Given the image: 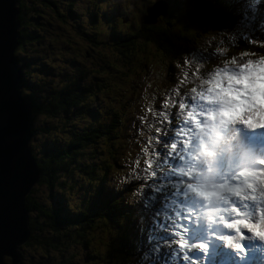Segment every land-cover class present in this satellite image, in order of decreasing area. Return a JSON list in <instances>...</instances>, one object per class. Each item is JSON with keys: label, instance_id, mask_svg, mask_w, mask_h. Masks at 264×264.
I'll return each instance as SVG.
<instances>
[{"label": "rangeland", "instance_id": "obj_1", "mask_svg": "<svg viewBox=\"0 0 264 264\" xmlns=\"http://www.w3.org/2000/svg\"><path fill=\"white\" fill-rule=\"evenodd\" d=\"M24 1L28 5L25 8L26 13L29 14L32 21L36 24L34 25L36 34L42 36V39L28 45L26 49L27 54L22 53L19 56L29 59L34 64L31 72L33 80L49 86L59 80L72 76L77 68L84 70L93 67L100 68V65H103L101 63L106 59L111 65H114V67H109L108 73L104 66L103 70L100 68V73L96 72L86 75L81 81V86H93L95 88V84L102 80L107 84L108 89L107 91H105V89L102 91L96 90L85 104L89 106L90 113L96 110L106 111L115 109L117 103L123 104L125 108L123 110L120 108L119 111V118L122 123H133L135 115L144 113V111L141 110L143 109L144 103H149L146 98L149 94L148 88L151 86V89L155 91L161 90L164 87L163 81L168 77V75L165 74L166 70L163 67H158L157 62L153 63L150 59L160 55L155 46L145 52L150 58L144 54V50L149 48L148 46L153 45L150 37L157 38V41L160 42L162 46L167 47V49H171L172 46H174L175 49V46L180 44V46H187L192 50L197 47L199 38L197 31L202 29V23H205L201 21V27L196 13H188V16L191 17L194 22L182 28L178 33L172 28L171 32H169L172 41H169L168 39H162L163 34L160 32L168 33L165 29L157 27V30L160 32L145 30L142 34L140 32L135 33L134 29H127L129 26H125V24L122 25L121 17L117 15L109 18L110 26H108V23H102L108 15L111 16L112 12L121 13L122 9L130 10L129 14L120 15L129 17L127 21L129 25L134 23L133 20L137 12L142 9L146 0H52L55 9L47 8L43 0ZM70 1L74 2V10L72 9ZM183 1L186 2L187 7L192 8L193 0H182V2ZM235 1L236 0H216L214 7L216 6L217 14L221 15L222 12L219 9V3L224 2L225 4H231ZM244 1V6H248L249 0ZM107 5L108 7L117 5V7L113 11H109L111 8H107ZM253 6H258V0L251 3V7ZM181 8V5H179L176 10L172 8V11L176 13L173 19H177L178 17L180 19ZM243 11L245 12L246 9ZM70 12H72V15H70ZM182 12L185 14L184 10ZM244 12L241 13V15H243ZM93 14L96 15L95 19L93 18ZM140 14L141 11L137 16ZM188 20L189 19H187V21ZM260 20L261 23L264 24V9L260 12ZM229 21H233L235 25L233 27L230 26L228 30L225 31L217 30L215 33H210L209 31L202 41V46H213L222 50L223 54L227 53L231 42L236 40V36L232 33L233 29L244 27V25L237 24L239 19L236 18V16H230L228 11H226L223 18L225 28L229 25ZM29 23L28 20V24ZM135 23L138 24L137 19H135ZM208 23L210 24L209 29L213 30L215 23L214 19ZM177 29H180V27L177 26ZM186 32H193V34L189 35L186 40L178 38L176 41L175 36H181ZM261 35L264 38V30L261 32ZM96 41H99V43L96 44ZM116 41L120 42V44L112 45ZM196 41L197 43H195ZM145 42H147L148 46ZM137 44H144V49L140 50ZM17 50L18 46L15 52ZM87 51L92 52L93 57H86L85 52ZM211 51L212 49L210 48L207 53L211 54ZM20 52L16 53V56ZM250 58L251 55H244L237 59L246 61ZM142 62H148V64L144 66ZM232 66L233 65H228L227 67ZM238 66L239 65H237V70ZM179 70H181V61L178 60L173 63L171 71H169V73L172 74V78ZM121 71H123L122 74H120ZM138 71H140V73H138ZM28 91L33 96L37 97L39 101L51 99L50 96L43 93L35 94L30 89L26 90L23 94L25 98L31 95L27 93ZM32 117V123H34V125L40 119L47 120V123L41 124L47 125L46 131L49 132V142L54 147L58 146L67 133L64 129V125L69 123V121L67 119L63 120V117L59 118L58 115L53 118H45L41 115L33 116L32 114ZM33 140H31V143H34V145H41L42 138H36V141L35 138H33ZM121 148L122 142L119 141L118 147H115V150L120 151ZM43 151L44 149L39 151L38 154L42 155ZM101 156L105 157L102 154ZM73 167L81 166L74 162ZM121 169L123 168H121L120 165L111 168L114 184L120 180L117 174ZM66 178L67 173H60L58 180L65 181ZM84 179V173L76 172L70 176L68 183L64 185L60 191H57L55 187L53 190H48L45 189V186L42 184H35L33 186V192L41 199L47 197L45 202L47 203L48 201L49 207L53 208L57 202H60L59 195L62 196L64 200H81L83 198V193L86 191ZM45 193H47L46 197ZM61 202L64 203L63 200H61ZM41 222L44 223L46 220L41 218L39 223ZM44 232L43 236L46 239H51L52 234L47 228H45ZM133 232L137 234L138 229L133 228ZM41 234L42 233L38 231V233H35V236H41ZM137 239L140 240V236H137ZM36 244L37 241L34 240H32L31 246L26 242L21 247L22 250L20 249L21 256L16 264L37 263L38 260L35 257L39 256L42 258L45 254L44 251L34 249V245ZM88 251L92 252L90 241ZM110 252L111 249L109 246L99 243L93 249V255L88 257V260H85L82 251L77 250L74 264H105L104 262L108 259ZM6 261L10 263L8 257H6Z\"/></svg>", "mask_w": 264, "mask_h": 264}, {"label": "trees", "instance_id": "obj_2", "mask_svg": "<svg viewBox=\"0 0 264 264\" xmlns=\"http://www.w3.org/2000/svg\"><path fill=\"white\" fill-rule=\"evenodd\" d=\"M70 3L73 9V2ZM44 5L51 9L48 0L44 1ZM27 6L24 0H19L18 19L20 29L18 50L14 55L21 52L15 57L16 61L22 53L27 54L26 49L29 44L42 39V36L37 35L35 32L34 25L36 24L25 11ZM184 12L186 13L185 10ZM70 15H72V12H70ZM19 58L21 59V65H19L24 70L22 93L24 94L26 90L30 89L35 94L43 93L51 95L50 100L39 101L37 97L33 96L29 91L27 92L31 94L28 101L33 116L41 115L45 118H53L58 115L59 118L63 117V120L67 119L69 121V123L64 125V129L73 133V137L65 145H63V142H60L58 146L54 147L49 142L48 132L46 131L47 125L40 124L47 123V120L41 119L37 121L39 123L37 126L33 125V129L31 130L33 134L32 140L33 138H35V141L36 138H42L40 146L34 145L30 141V148L36 159L40 174L37 184H42L48 190H53L55 187L57 191H60L67 184V180L72 174L82 172L85 174L86 189L92 188L95 191V197L87 196L86 200L83 201L86 209L82 210L74 218H67L66 213L71 209V205L66 204L62 196L59 195L60 202H57L53 208H50L48 201L47 203L45 202L47 200V193H45L46 198L41 199L32 190L26 196L24 202L25 209L30 214L29 227L31 235L27 242L31 246L32 240L37 241L34 249L44 251V253L58 249L60 255L64 256L65 246L63 245L66 242L67 231L61 225L71 223L78 228V233H80V230L86 227V221L90 218L89 211L92 209L93 218L88 229L95 231V233L92 232V236L89 238H86V235L76 237L78 240L76 244L81 243L84 256L88 258L93 255V250L92 252L88 251L89 241H102L111 249L110 255L104 263L124 264L129 256L128 248L133 243V237L124 220L126 213H128V209H126L128 202L127 200L123 202V199L128 193L126 192L125 195L123 191H113V183L110 182L108 174L109 167L113 164L110 145L112 139L115 137V130L124 127V123L120 121V118L115 121L114 116H112V121L115 122L109 123L94 119L89 120L88 118L84 119L89 113L88 107L82 105L84 94L77 93L75 89L70 92L74 76L70 80V85L69 83H65L66 81H61L57 85L52 84L46 87L41 82H37L31 78L34 64L27 58ZM17 63L19 62L17 61ZM79 78H81V75H79ZM77 105L80 106L79 110H74L76 109L74 106ZM85 122L92 123L90 129H86L83 124ZM125 124L130 126V123ZM85 146L90 147L91 162L81 167H73L74 155ZM43 149L42 155L37 156V152ZM101 154L105 157H102ZM60 173H67L65 181L58 180ZM126 188L129 189L130 186L126 185ZM79 205L81 206V203ZM41 218H44L46 222L39 223ZM45 228L51 232V239H46L43 236ZM38 231L42 233L41 236H35V233H38Z\"/></svg>", "mask_w": 264, "mask_h": 264}, {"label": "water", "instance_id": "obj_3", "mask_svg": "<svg viewBox=\"0 0 264 264\" xmlns=\"http://www.w3.org/2000/svg\"><path fill=\"white\" fill-rule=\"evenodd\" d=\"M17 4L0 0V264H16L30 238L24 202L40 179L30 148L32 111L14 55L20 29Z\"/></svg>", "mask_w": 264, "mask_h": 264}, {"label": "clouds", "instance_id": "obj_4", "mask_svg": "<svg viewBox=\"0 0 264 264\" xmlns=\"http://www.w3.org/2000/svg\"><path fill=\"white\" fill-rule=\"evenodd\" d=\"M37 124L39 123H36L35 126H37ZM32 125H34V123H32ZM47 135H49V132ZM201 156L205 157L206 161L212 162V166L199 171L194 178L193 185L189 186L192 195L196 197L197 200L196 209L198 210L199 219L209 227L216 225L227 229H233L237 225L244 224V221L242 220L229 223L228 217L235 211L230 198L232 196H241L245 188L231 185L226 180L220 178L219 170L215 166L214 152L210 151L206 156L201 152ZM260 161H264V156L255 152L246 153L243 161L239 164L238 174L241 177H244L243 183L246 187L252 186V184L248 183L249 180H252L253 183L258 180V177L254 175L253 170L256 169ZM259 187L264 188V179L259 180ZM245 226L264 228V220L259 221L256 225L245 224Z\"/></svg>", "mask_w": 264, "mask_h": 264}, {"label": "snow or ice", "instance_id": "obj_5", "mask_svg": "<svg viewBox=\"0 0 264 264\" xmlns=\"http://www.w3.org/2000/svg\"><path fill=\"white\" fill-rule=\"evenodd\" d=\"M253 43H256V42H253ZM219 55H220L219 53H216V54H214V53L207 54L206 53V55H204L201 58H197L195 55H192L191 57H192L193 60H198L200 63H209L212 60L217 59L219 57ZM243 55H247V53H245ZM262 57H264V55H261L260 58H262ZM231 60H233L236 64L241 65V67L245 66L246 63L249 60L255 61L254 59H247L246 61L241 62L236 57L231 58ZM215 67H217V66H215ZM220 67H222V66H220ZM230 70L235 71V69H230ZM189 75H191V73H189ZM178 83L182 84L183 83V80L180 81V82H178ZM177 92H179V89H177ZM183 97L187 101V103H188L189 100L192 101V99L190 97L185 96V94H184ZM180 102H181V99L178 100V101H172L171 102V106L177 107L178 108V111H179ZM249 104L252 105V104H254V102L249 101ZM169 108H170V102L165 101L161 105V108L160 109H156L154 111L152 109L149 110L150 113H155V115L157 116V119L156 120H153V121H151L149 123V127H151L152 124H155L158 121L161 123V127H157L155 129V134L150 135L149 139L144 142L148 146L147 147H144L143 150H142L144 154H146V153L148 154V153L151 152V153H154L155 156L157 157L156 159H147V160L144 161V164L146 165V167H144V169H146L147 171L148 170H151L150 173H152V174H154L153 169H154V166H155V162L158 161L159 158H160V153L157 151V149L162 144L163 138L166 137L168 130L171 128L172 118L168 114V113L171 112V111H168ZM253 111H261V109L259 108V106H255L254 108L253 107H250V108L246 109V112H244V113H240L239 114V118H240V124H239V126H242V129L244 131H249V130H253V131L254 130H264V123H262L260 121V118L259 117H256L254 121H250V120L247 119V113L248 112H253ZM165 116H167V119H164ZM160 118H162V120ZM140 120H141L142 124L143 123H148V117H146V116L145 117H140ZM164 124H167L168 127L167 128L163 127ZM145 130L146 129H144L143 127H140L138 129V135H140L141 133H143ZM240 130H241V128H240ZM177 147H178V145H177ZM140 165H141V160L138 158V159L135 160V162H134L133 165H126V167L134 168L135 169L134 171H139L141 169ZM258 165H260L261 167H260V169L258 171L257 170H253L254 175L256 177L264 176V161H260ZM134 171H130L128 174H126V176L123 179H127V177L129 175L134 174ZM250 181H252V180H250ZM250 184H252V186L251 187H246V189H245L246 191L251 192V191L257 189V181L255 183L250 182ZM234 209H235L234 213L237 215V218H231V219H229V223H234L237 220H242V221H244V224L237 225L235 228H233L231 230H234L240 236L241 239L244 238L243 237V232L244 231H249L258 240L264 242V228H255V227H247V226H245V224H247V225H256L258 222H256V221H250L249 219H240V218H238L241 215V212L235 206H234ZM229 243H232V241H231L230 238H229ZM180 246L181 247L184 246L183 245V241H181ZM201 247H203V245ZM235 249H236V251L241 252V253H244L245 252V248H244V246L242 244L235 245Z\"/></svg>", "mask_w": 264, "mask_h": 264}]
</instances>
